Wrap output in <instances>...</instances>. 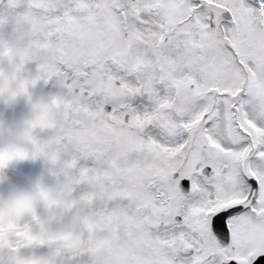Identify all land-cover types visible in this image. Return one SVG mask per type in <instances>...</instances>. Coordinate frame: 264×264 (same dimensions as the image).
<instances>
[{
    "label": "snow or ice",
    "instance_id": "snow-or-ice-1",
    "mask_svg": "<svg viewBox=\"0 0 264 264\" xmlns=\"http://www.w3.org/2000/svg\"><path fill=\"white\" fill-rule=\"evenodd\" d=\"M0 264H264V0H0Z\"/></svg>",
    "mask_w": 264,
    "mask_h": 264
},
{
    "label": "rangeland",
    "instance_id": "rangeland-1",
    "mask_svg": "<svg viewBox=\"0 0 264 264\" xmlns=\"http://www.w3.org/2000/svg\"><path fill=\"white\" fill-rule=\"evenodd\" d=\"M22 110H23V104L21 103V104L18 105L17 108H16V114H19ZM6 115L11 116V115H12V112L9 111V112L6 113Z\"/></svg>",
    "mask_w": 264,
    "mask_h": 264
}]
</instances>
